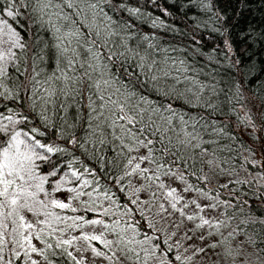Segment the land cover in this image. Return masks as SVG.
<instances>
[{
	"label": "snow or ice",
	"instance_id": "snow-or-ice-1",
	"mask_svg": "<svg viewBox=\"0 0 264 264\" xmlns=\"http://www.w3.org/2000/svg\"><path fill=\"white\" fill-rule=\"evenodd\" d=\"M249 3L181 5L225 36L208 71L156 0H0V264H264V64L227 35Z\"/></svg>",
	"mask_w": 264,
	"mask_h": 264
},
{
	"label": "trees",
	"instance_id": "trees-1",
	"mask_svg": "<svg viewBox=\"0 0 264 264\" xmlns=\"http://www.w3.org/2000/svg\"><path fill=\"white\" fill-rule=\"evenodd\" d=\"M132 2L135 3V0H132ZM140 2L141 4H145V0H140ZM184 2L185 0H156V3L157 5H159V7H156L151 4H146L142 11H145L146 13L150 12L151 18L160 16L161 19L165 20L169 25L178 26L180 31H186L189 36L195 34L196 39L199 41V44H190L189 41L183 36L176 37L174 42H182L184 44L189 45L191 48L197 49L198 54L194 56L190 55V59H195L198 62L199 67L207 66L208 71H211L213 67H216V65H209V56H211L214 60H219L221 62V65H228L231 61L226 60L221 55L224 46L225 36L219 35L217 33H212L205 28L198 29L195 33H193L191 28L186 26L191 25L193 15L202 16V14L196 12L194 9L191 8H182L181 5L184 4ZM220 2L226 8L227 14L229 16H233L235 0H232V7L227 6V0H220ZM164 8H167L172 13V15L167 17L163 16L162 9ZM177 8H179L180 11H177ZM186 11L188 12V16H185ZM138 27L145 32L156 31L160 35H164L163 42H167L168 40L172 39L171 33L165 35L164 33L160 32L159 29H151L150 26L146 23H138ZM229 32L230 34H227L228 39L232 41L235 53L234 55L232 53H229V55L232 57L233 61L236 59H240L247 62L249 58H251L252 64L256 65L257 69L262 64H264V44L256 43L254 47L250 48L249 45L252 43V41H248L247 43H245L243 39L250 33H264V0H250L248 9L245 10L243 17H235L232 21V24L229 25ZM213 49H215V52L213 51ZM215 75L218 80L223 77V80L221 81L220 85L221 87L223 86V81H231V75L225 76L223 70L218 73H215ZM253 75H260L261 79L256 81L254 84H246L245 87L259 93V91L264 88V74H261L259 73V71H257L253 73ZM201 79H205V77L202 76ZM224 119L227 120L228 117H224ZM233 148L239 150L238 145H233ZM219 155L221 157H227L229 156V153L221 152L219 153ZM244 155H247V153H244ZM241 162L242 157L237 160L230 161V163L224 165V167L228 170H231L232 168H235L237 170L239 176L237 177L236 173H233L232 178L251 179V177L248 176V173H246L244 169L240 167ZM189 179L194 180V178L192 177H189ZM227 179L228 177H225L223 176V174H221L218 180H214L212 184L207 186L206 190H218L221 198H227L229 196V190L227 188L219 187V184L225 182ZM229 187H235L236 189H238L241 195V199L246 198L244 196L245 191H248L249 197L251 196V190L248 189V186L246 185H230ZM78 214L79 213H65V215ZM85 230L88 231L90 229ZM96 264H99V261H97Z\"/></svg>",
	"mask_w": 264,
	"mask_h": 264
}]
</instances>
